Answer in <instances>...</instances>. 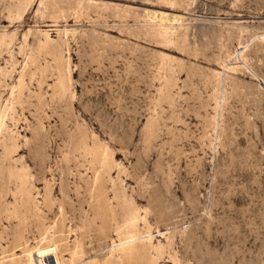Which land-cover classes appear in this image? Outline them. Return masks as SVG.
<instances>
[{"label": "rangeland", "instance_id": "374dc122", "mask_svg": "<svg viewBox=\"0 0 264 264\" xmlns=\"http://www.w3.org/2000/svg\"><path fill=\"white\" fill-rule=\"evenodd\" d=\"M51 247L264 264V0H0V264Z\"/></svg>", "mask_w": 264, "mask_h": 264}, {"label": "bare ground", "instance_id": "6f19581e", "mask_svg": "<svg viewBox=\"0 0 264 264\" xmlns=\"http://www.w3.org/2000/svg\"><path fill=\"white\" fill-rule=\"evenodd\" d=\"M57 250V247H51L31 252L29 254L30 262L31 264H64L62 256L60 257Z\"/></svg>", "mask_w": 264, "mask_h": 264}]
</instances>
